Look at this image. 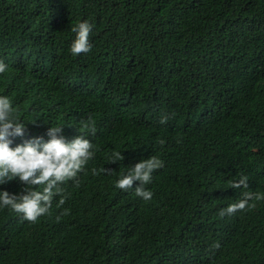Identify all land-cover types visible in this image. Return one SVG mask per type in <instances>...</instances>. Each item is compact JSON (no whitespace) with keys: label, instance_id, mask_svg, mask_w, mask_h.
Listing matches in <instances>:
<instances>
[{"label":"trees","instance_id":"obj_1","mask_svg":"<svg viewBox=\"0 0 264 264\" xmlns=\"http://www.w3.org/2000/svg\"><path fill=\"white\" fill-rule=\"evenodd\" d=\"M81 20L92 47L74 56ZM0 60V94L35 121L14 142L96 130L45 214L0 209V264H264V0H0ZM149 156L150 200L115 187Z\"/></svg>","mask_w":264,"mask_h":264},{"label":"clouds","instance_id":"obj_2","mask_svg":"<svg viewBox=\"0 0 264 264\" xmlns=\"http://www.w3.org/2000/svg\"><path fill=\"white\" fill-rule=\"evenodd\" d=\"M75 33L71 41L69 51L72 55H79L90 51L92 45L89 41L93 24L88 20H81L71 28ZM8 65L0 60V74L7 71ZM32 121V118H27ZM167 120L161 117V123ZM32 122H26L21 118L19 106L15 104L9 95L0 94V185L16 180L23 185L20 192H10L0 188V209L5 207L22 214L23 218L35 222L45 214L51 206L54 197L62 192L61 183L72 179L78 173H82L85 166L96 155V148L88 137L95 134L92 122L81 121L80 134L73 139H67L62 133L63 121L51 123L46 130V137L31 136L22 142H14L16 137H23L27 132V126ZM161 144L164 141H160ZM111 161L123 159L122 153L113 152ZM163 161L157 156H149L140 159L115 180V187L126 190L133 187L135 181L139 185L135 187V194L143 200H150L153 192L144 187L152 179L154 170L161 168ZM106 171V170H105ZM96 169H93L95 174ZM248 187V177L241 175L240 179L232 182V188ZM254 193L244 191L236 203L229 204L222 210L221 215L231 214L237 209L251 206ZM256 199H261L255 194ZM62 202V199H61Z\"/></svg>","mask_w":264,"mask_h":264}]
</instances>
